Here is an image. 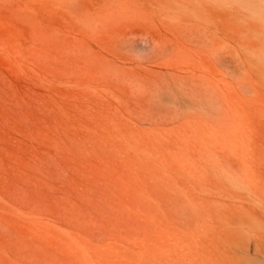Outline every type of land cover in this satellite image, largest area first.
I'll return each instance as SVG.
<instances>
[{
  "label": "rangeland",
  "instance_id": "1",
  "mask_svg": "<svg viewBox=\"0 0 264 264\" xmlns=\"http://www.w3.org/2000/svg\"><path fill=\"white\" fill-rule=\"evenodd\" d=\"M0 264H264V0H0Z\"/></svg>",
  "mask_w": 264,
  "mask_h": 264
}]
</instances>
